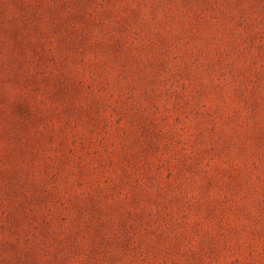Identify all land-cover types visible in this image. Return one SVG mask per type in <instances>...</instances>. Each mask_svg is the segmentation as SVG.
I'll return each mask as SVG.
<instances>
[{
	"label": "rangeland",
	"instance_id": "1",
	"mask_svg": "<svg viewBox=\"0 0 264 264\" xmlns=\"http://www.w3.org/2000/svg\"><path fill=\"white\" fill-rule=\"evenodd\" d=\"M0 264H264V0H0Z\"/></svg>",
	"mask_w": 264,
	"mask_h": 264
}]
</instances>
